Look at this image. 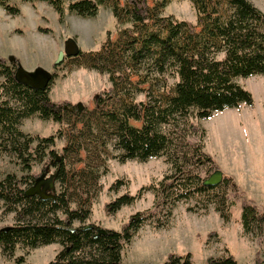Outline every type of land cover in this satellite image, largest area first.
Here are the masks:
<instances>
[{
    "label": "trees",
    "instance_id": "trees-1",
    "mask_svg": "<svg viewBox=\"0 0 264 264\" xmlns=\"http://www.w3.org/2000/svg\"><path fill=\"white\" fill-rule=\"evenodd\" d=\"M44 1L54 6L60 21L64 20L67 7L70 12L88 17L96 15L100 5L107 4L120 22L130 23L120 29L116 41L108 35L100 48L89 52L92 66L107 72L111 81L110 86L95 93V107L106 111L115 122V146L122 150L119 155L122 161L132 158L145 161L167 153L176 168L163 179L142 186L137 194L125 192L107 201L106 212L113 214L141 196L144 188H149L154 190L158 202L170 206L195 197L208 200L229 220L234 203L229 200L231 191L241 201L239 221L244 231L253 233L262 245L264 204L260 206L249 197L231 175L225 174L217 185L205 184V178L196 170L204 165L212 170L220 168L215 158L203 149L202 143L185 137L178 147L177 131L164 130L162 125H175L191 112L196 117L207 118L227 107L253 103L252 92L237 78L264 74V11L252 0H192L198 18L191 22L163 14L162 8L170 0H157L155 5H150L148 0H126L123 4L120 0H69L68 4L67 0ZM0 6L10 14L20 12V7L11 0H0ZM19 62L16 56L0 54V75L4 77L0 82V154L16 156L29 169L33 159H42L56 136L25 132L20 127L22 120L38 114L44 119L62 121L67 110L81 109L70 100L53 99L51 84L36 89L20 82L15 76ZM53 73L52 82L57 74ZM155 73L165 76V93L155 99H136L133 77L146 81ZM168 74L175 76L174 85L168 84ZM113 96L120 100L118 108L112 105ZM131 119L140 121L141 125L131 123ZM190 125L198 129L195 123ZM200 131L204 136L206 129L202 127ZM50 152L53 157L49 162L59 170L57 179L64 180L65 153L59 154L54 148ZM35 177L36 174L19 176L16 172L0 177V207L3 214L14 212L15 216L14 223L0 226L2 253L12 257L2 264H31L26 262L25 254L15 255L18 244L32 249L52 242H59L62 247L47 264H123L125 246L144 223L154 219V213L139 210L119 229L86 223L91 207L84 203L72 206L65 189L55 199L26 194ZM121 183L123 180L118 178L113 187L118 188ZM154 222L157 227L168 225L167 220ZM101 228L105 231L100 232ZM160 264H193L191 252H170ZM205 264L242 263L229 252L209 256ZM256 264H261L259 257Z\"/></svg>",
    "mask_w": 264,
    "mask_h": 264
},
{
    "label": "rangeland",
    "instance_id": "rangeland-1",
    "mask_svg": "<svg viewBox=\"0 0 264 264\" xmlns=\"http://www.w3.org/2000/svg\"><path fill=\"white\" fill-rule=\"evenodd\" d=\"M252 1L264 11V0ZM11 2L20 7V12L10 14L0 6V54L6 57L15 55L28 69L38 65L49 67L57 73L50 85L51 97L58 101L67 99L75 104L81 102L82 108L79 112L67 110L62 121L44 119L38 114L25 117L20 125L25 132L44 136L55 134V143L46 149L42 159H33L29 169L24 168L16 156L0 154V177L8 172H16L19 176H37L47 167L50 172L55 171L57 166L49 162V158L53 157L50 149L54 148L59 154L65 153L67 171L64 180L57 179L56 191L59 193L65 189L72 206L84 203L91 207L92 212L86 223L96 222L103 227L119 229L136 211L154 213V219L144 223L123 249V264H160L168 253L186 251L191 252L193 264H205L209 256H222L229 252H233L242 264H256L258 257L264 264V241L261 245L253 233L244 231L239 221L241 201L231 191L229 200H234V203L231 204L233 214L229 220H225L215 203H208V200L195 197L179 200L170 206L169 203L158 202L154 190L149 188H144L141 196L132 203L122 205L113 214L106 212L107 201L125 192L137 194L142 186L157 182L176 170L167 153L145 161L137 158L122 161L119 157L122 150L115 146V122L109 119L106 111L95 107V93L106 89L111 81L107 72L92 66L89 52L100 48L108 35L116 41L120 29L130 23L120 22L107 4L100 5L98 13L88 17L66 10L64 20L60 21L57 10L48 1ZM120 2L123 4L126 0ZM148 2L155 5L157 0ZM162 12L191 22H196L198 18L192 0H170ZM46 27L49 30L43 29ZM69 36L77 38L83 54L66 56L54 66ZM164 77L157 73L146 81L133 77L135 98L149 100L164 94ZM3 78L0 75V82ZM167 78L168 84L174 85L175 76L168 74ZM237 81L252 92L253 103L243 102L236 107H227L207 118L196 117L191 112L188 117L178 119L176 127L165 124L162 128L177 131L175 145L178 147L182 145L184 137L202 143L203 149L215 158L224 174L231 175L247 195L262 206L264 74L239 76ZM111 102L114 108L120 106L117 96H113ZM130 122L141 125L140 121L134 119ZM191 122L198 129L192 128ZM202 127L206 129L204 136L200 131ZM212 169L204 165L196 171L204 179ZM118 178L123 183L114 188L113 184ZM161 219L167 220L168 225L157 227L154 221ZM14 221V212L3 214L0 207V226ZM61 247L59 242L32 249L18 244L15 255L25 254L27 263L47 264ZM10 258L2 253L0 246V264Z\"/></svg>",
    "mask_w": 264,
    "mask_h": 264
},
{
    "label": "water",
    "instance_id": "water-1",
    "mask_svg": "<svg viewBox=\"0 0 264 264\" xmlns=\"http://www.w3.org/2000/svg\"><path fill=\"white\" fill-rule=\"evenodd\" d=\"M81 51L82 48L77 38L69 36L65 39L64 48L60 50L55 63L62 62L66 56L79 55ZM15 76L20 82L29 87L44 89L52 83L54 73L42 65H38L34 69H28L21 62H19L15 71ZM77 105L79 109L82 108L81 102H78ZM58 173V169L50 172V169L47 167L44 171L38 174L35 177L34 182L26 188V194H38L43 199H55L57 195L56 183ZM224 176V171L221 168H216L207 177H205L204 183L208 185H217L223 181ZM102 231H105V229L101 228L100 232Z\"/></svg>",
    "mask_w": 264,
    "mask_h": 264
},
{
    "label": "crops",
    "instance_id": "crops-1",
    "mask_svg": "<svg viewBox=\"0 0 264 264\" xmlns=\"http://www.w3.org/2000/svg\"><path fill=\"white\" fill-rule=\"evenodd\" d=\"M67 10H68V9H67ZM69 12H70V11H69ZM59 52H60V51H59ZM10 56H15V55H10ZM10 56H9V57H10ZM54 58H55V57H54ZM56 59H57V58H56ZM51 62L53 63V61H52V60H51ZM52 63H51V64H52ZM54 63H55V61H54ZM24 66H25V65H24ZM42 66H43V65H42ZM25 67H26V68H28V66H25ZM44 67H46V66H44ZM46 68H48V69H49V67H46ZM30 69H32V68H30ZM33 69H34V68H33ZM53 99H54V98H53ZM55 100H56V99H55Z\"/></svg>",
    "mask_w": 264,
    "mask_h": 264
}]
</instances>
